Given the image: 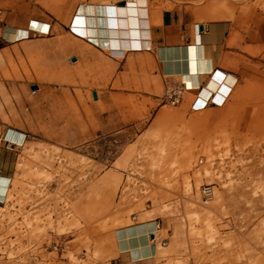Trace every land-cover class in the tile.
<instances>
[{
	"label": "rangeland",
	"instance_id": "obj_1",
	"mask_svg": "<svg viewBox=\"0 0 264 264\" xmlns=\"http://www.w3.org/2000/svg\"><path fill=\"white\" fill-rule=\"evenodd\" d=\"M72 2L0 0V126L25 136L0 134V264H126L115 232L135 221L159 226L140 264H264V0L149 4L230 25L226 62L243 75L225 71L233 94L203 108L147 54H57L61 39L93 49L68 26L91 1ZM24 14L49 33L6 40Z\"/></svg>",
	"mask_w": 264,
	"mask_h": 264
},
{
	"label": "crops",
	"instance_id": "obj_2",
	"mask_svg": "<svg viewBox=\"0 0 264 264\" xmlns=\"http://www.w3.org/2000/svg\"><path fill=\"white\" fill-rule=\"evenodd\" d=\"M79 0H73L72 3H76ZM91 2L88 4H80L84 5H105V10H109V5H122L127 2V0H90ZM164 0H146L147 4V12H146V29L144 36L147 38L143 40V46L140 49H129L124 52L132 53V54H147L150 56L152 62V68L154 70L153 75L158 76L160 78L168 79L173 81L174 79H179L181 85L184 86L186 91L196 92L197 96L193 101V104L196 108H202L207 104V101L210 99L207 98L204 100L203 104L198 101L199 93L203 87L207 84L210 77L209 75H201V78L197 79V87L190 86L187 82L184 83L183 74L189 72L192 73V64L194 59L197 58L198 45L202 46V50L206 58H209L212 61V69L214 76L219 78L222 73L225 71L233 70L237 72L240 76L243 75V70L241 67L231 66L226 62V42L229 35L230 25L224 20H212L208 23H195V16L190 10L182 7H175L171 9H152L149 10V4L156 6L159 3H163ZM80 5L75 9L69 20V28L71 29L72 36L80 42L86 43L90 45L93 49L87 48L85 46L75 45L73 47H69L65 45V41L58 40L57 41V54L65 55L67 52L73 51L78 57L75 60L76 63H80V65H87L93 59H96L93 50L98 52H105L108 50L98 46L92 40H90L89 36L81 35L72 30L73 21L77 15V11L80 8ZM30 15H22L17 18L7 19L5 23L10 24V28L5 29L3 32V37L7 40L5 35L12 34L16 27H24V31L19 33L20 35L25 33H31L28 36H22L20 40H26L32 36H40L47 35L49 33V25L39 20L31 19ZM30 19V20H29ZM35 24V26H33ZM30 26V27H29ZM39 27V28H38ZM87 37V38H86ZM192 40V41H191ZM262 40V39H261ZM9 41V40H8ZM191 41V42H190ZM198 44V45H197ZM109 53V52H108ZM196 53V54H195ZM124 54L122 56H124ZM112 56V55H110ZM106 58L107 60L114 62V58L119 59L120 57ZM99 58V57H98ZM251 67V66H250ZM246 69L249 67H245ZM254 68V67H253ZM145 71V68L143 69ZM256 72V71H254ZM224 74H231L225 72ZM236 78V86L238 84V78L231 74ZM255 75V74H254ZM239 76V77H240ZM253 77V76H252ZM212 78V77H211ZM200 86V87H199ZM235 86V88H236ZM187 87V88H186ZM194 87V88H193ZM234 88V89H235ZM233 89V92H234ZM233 92L229 95L231 96ZM226 101V99H225ZM224 101V102H225ZM205 104V105H204ZM223 104V103H222ZM221 104V105H222ZM217 105V104H215ZM220 106V105H218ZM2 129V128H1ZM14 131V130H11ZM10 131V132H11ZM3 132V130H2ZM9 132V133H10ZM156 132V131H153ZM14 133H19L14 131ZM2 134V133H0ZM3 180H10L11 178L0 170V182ZM7 194L4 198V204L6 202ZM153 224L154 222L149 221ZM148 223V222H147ZM140 224L134 222L131 227H136ZM118 231L115 232L116 242L118 247V253L121 258H123L126 264H140L145 261H149L157 256V241L153 239V236L157 233L156 231L147 232V243L150 247L151 255H146L145 257L140 258L137 254H133L130 252L129 248L121 242L119 239ZM149 236V237H148ZM134 260H138L133 262L131 260V255Z\"/></svg>",
	"mask_w": 264,
	"mask_h": 264
},
{
	"label": "bare ground",
	"instance_id": "obj_3",
	"mask_svg": "<svg viewBox=\"0 0 264 264\" xmlns=\"http://www.w3.org/2000/svg\"><path fill=\"white\" fill-rule=\"evenodd\" d=\"M105 7V5H80L73 21L72 30L78 34L89 36L90 40L107 49L109 54L114 57H121L126 50L132 48L140 49L143 46L142 39L147 38L144 36V28L147 22L145 19L147 12L146 0H127L122 5H109V12L105 10ZM22 31H24V27L18 26L12 34H7L5 37L9 41H16L17 36ZM197 49V54L195 53L197 58L194 59L192 64L194 71L192 70L190 74V71L183 74L184 83L187 82L188 85L197 87V79L201 78V75H209L210 79L205 87L201 89L198 101L203 104L204 100L209 98L216 104L224 103L225 99L232 93L237 80L231 74H223L219 78L214 76L212 61L205 57L200 44ZM1 128L0 126V133H3ZM9 130L3 133L6 139L17 145H23L25 136L22 133L16 134L14 131L10 130V132ZM131 219L134 221L135 217ZM156 225L154 222V226L152 223H145L136 227H127L120 234L121 242L129 248L130 252L143 259L146 255H151L146 235L149 231L158 232L159 228ZM153 239L157 241V233L153 236ZM158 244L162 246V242Z\"/></svg>",
	"mask_w": 264,
	"mask_h": 264
},
{
	"label": "built area",
	"instance_id": "obj_4",
	"mask_svg": "<svg viewBox=\"0 0 264 264\" xmlns=\"http://www.w3.org/2000/svg\"><path fill=\"white\" fill-rule=\"evenodd\" d=\"M182 87V91L184 90L185 91V89H184V86L182 85L181 86ZM175 100H177V98H175ZM202 193L205 195V196H209L210 195V193H211V191H210V188L208 187V188H203L202 189ZM157 227H159L158 225H156ZM162 245H165V243L164 242H162Z\"/></svg>",
	"mask_w": 264,
	"mask_h": 264
}]
</instances>
